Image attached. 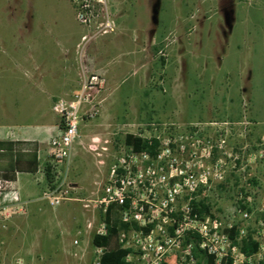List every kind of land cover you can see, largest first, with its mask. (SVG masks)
Masks as SVG:
<instances>
[{
  "label": "rangeland",
  "instance_id": "obj_1",
  "mask_svg": "<svg viewBox=\"0 0 264 264\" xmlns=\"http://www.w3.org/2000/svg\"><path fill=\"white\" fill-rule=\"evenodd\" d=\"M119 1L109 0L115 33L100 36L88 52L91 57L104 45L109 83L97 73L104 87L94 99L97 113L79 124L68 171L72 197L101 194L113 162L128 153L124 138L130 133L166 138L173 142L170 158L200 164L208 185L196 200L212 215L226 219L238 205L259 206L264 198V0H126L124 10ZM34 10L47 14L43 11L39 20ZM75 17L68 0H0V138L58 116L50 108L41 117L50 107L48 91L74 78L73 51L83 33ZM129 36L136 38V53ZM91 40L78 45V72L82 67L93 72L85 59ZM80 85L78 78L73 90ZM46 164L47 157L40 158L37 179H45ZM155 170L169 172L170 165L164 161ZM35 178L21 174L19 183L26 182L37 198ZM254 215L263 218L258 211ZM90 217L75 200L55 207L38 200L26 210H1L0 264H91L94 230L84 229L77 246L64 239L67 232L70 241L76 230L83 231ZM13 220L19 228L12 227ZM254 232L251 222L248 233Z\"/></svg>",
  "mask_w": 264,
  "mask_h": 264
},
{
  "label": "built area",
  "instance_id": "obj_2",
  "mask_svg": "<svg viewBox=\"0 0 264 264\" xmlns=\"http://www.w3.org/2000/svg\"><path fill=\"white\" fill-rule=\"evenodd\" d=\"M68 1L74 6L77 22L93 29L91 34L82 36L83 42L88 43L114 31L109 0ZM78 78L80 87L65 94L51 108L54 115L59 116L60 128L58 134L49 139L47 164L58 181L41 194V200L50 206L75 200L82 203L83 209L91 211L83 231L76 230L70 241L67 240L70 234L65 233L64 239L77 246L84 229L105 235L106 211L111 205H116L120 208V222L127 225L117 233V242L126 251L124 261L127 264H198L201 253L212 256L215 264H264V198L255 208L238 205L226 219L204 210L194 211L193 202H202L196 200L195 194L208 185L207 174L200 171L198 163L170 158L173 142L166 138L137 134L148 140L149 146L153 143L152 139L158 141L154 154L135 152L127 146L128 153L117 158L110 167L101 194L95 199H74L72 191L75 188L68 181V171L74 145L79 141V124L84 117L93 118L96 115L94 99L104 88L100 76L86 67L78 72ZM179 151H184L183 146L179 147ZM164 161L170 165L169 172L155 170L161 169ZM153 162H157L155 168ZM40 172L41 169L38 170ZM20 202L16 181L0 176V211ZM255 211L263 218L254 215ZM251 222L255 225L251 236L258 242V250L245 254L241 245L250 235L248 227ZM95 251L91 264H100L103 248H96Z\"/></svg>",
  "mask_w": 264,
  "mask_h": 264
},
{
  "label": "trees",
  "instance_id": "obj_3",
  "mask_svg": "<svg viewBox=\"0 0 264 264\" xmlns=\"http://www.w3.org/2000/svg\"><path fill=\"white\" fill-rule=\"evenodd\" d=\"M152 145H148V140L127 133L124 143L132 147L135 152L148 151L153 155L158 141L152 139ZM40 170V159L38 158V147L34 143L23 141H14L10 139L0 140V176L5 180H14L17 173L37 174ZM47 185L52 186L54 175L51 173V167L46 164L43 169ZM254 182V180H253ZM193 209L196 212L205 211L209 213V206H203L202 202H193ZM201 207V209H200ZM244 207V206H243ZM119 207L111 205L105 214V223L107 233L105 235L94 234L91 240L95 248H103L100 256V264H127L124 261L126 251L120 247L117 242V233L120 229L126 228L118 218ZM234 229L231 230L232 236ZM241 249L245 254H253L258 250V242L253 240L251 235L243 241ZM198 264H215L212 256L201 253ZM225 264V263H224ZM230 264V263H227Z\"/></svg>",
  "mask_w": 264,
  "mask_h": 264
},
{
  "label": "crops",
  "instance_id": "obj_4",
  "mask_svg": "<svg viewBox=\"0 0 264 264\" xmlns=\"http://www.w3.org/2000/svg\"><path fill=\"white\" fill-rule=\"evenodd\" d=\"M126 0H120L119 1V9L124 10L123 5L127 4ZM35 11V12H34ZM33 15H37V19H41L42 18V14L43 11L46 13L45 10H34ZM39 11V12H38ZM47 14V13H46ZM35 17V16H34ZM123 24V22L120 23ZM83 33H81L79 40L76 42L75 44V48L73 51V59L74 61L72 63L75 64L74 68H70L71 65L69 66L70 69H72L74 78L73 79H63L61 84V87L59 88L58 91L54 92L52 90H49L48 93L46 94V98L47 100H49L50 103V107H48L45 111H43L41 117L43 116V114L50 108H52L53 104H54V100L60 96H62L63 94L73 91V89H75L78 86V45L81 41V37L87 33H91L90 28H86L83 27ZM119 29V28H118ZM118 29L116 30V32L118 31ZM127 31V30H126ZM115 33V32H113ZM112 33V34H113ZM107 35H111V34H107ZM105 36V35H104ZM104 36H101L102 38H104ZM139 36V35H138ZM98 37V38H101ZM131 39V42H135L136 38L132 39L131 36H129ZM93 39L91 40L90 44L88 45V47L86 48V63L88 64L89 68L91 71L100 74L104 80L105 83H109V74L110 71L108 70L109 68V63L110 60H105V57L102 56L103 55V51H104V45H98L97 48L93 51L92 56L88 57V52L89 49H92V46L94 45V43L98 42L97 39ZM139 38V37H138ZM137 38V39H138ZM140 39V38H139ZM103 41V40H102ZM135 44V43H134ZM133 52L136 53V44L134 49L132 50ZM70 54V52H69ZM77 59V60H76ZM120 66H118V68L115 70V73H118V71L120 70ZM75 73V74H74ZM67 75V74H66ZM59 117L56 116L55 118H50L49 120H44L41 125L39 126V128L37 129H28V128H20L17 131H13V132H8L5 136V139H10V140H14V141H23V142H27V143H34L37 147H38V155L39 158H45L47 157V151H48V143H49V139L50 137L58 134L59 132V122H58ZM3 138H0V140H2ZM73 154H71V158L74 156V152L72 151ZM21 174H28V175H32L33 177H36L35 180L38 184V192L39 195H37V198L32 197V193L33 191L31 190V187H28L25 183H19V176ZM38 174V173H37ZM37 174H29V173H18L17 175H15V181H16V185L18 187L19 190V194L21 197V202L17 205H12L9 208H18V210H26L27 205L30 204L32 201H40L41 200V194L43 192L44 186L47 184L45 179H37ZM43 201V200H41ZM44 202V201H43ZM24 207V209H23ZM7 208V209H9ZM12 227L15 229L19 228V221L18 220H13L12 221ZM68 233V232H67ZM66 241V239H65ZM67 242V241H66Z\"/></svg>",
  "mask_w": 264,
  "mask_h": 264
}]
</instances>
